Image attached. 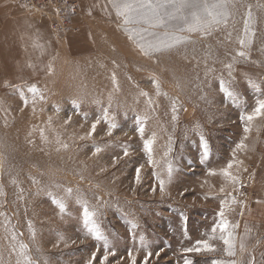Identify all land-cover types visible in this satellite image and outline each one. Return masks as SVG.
Returning a JSON list of instances; mask_svg holds the SVG:
<instances>
[{
	"label": "rangeland",
	"instance_id": "rangeland-1",
	"mask_svg": "<svg viewBox=\"0 0 264 264\" xmlns=\"http://www.w3.org/2000/svg\"><path fill=\"white\" fill-rule=\"evenodd\" d=\"M106 3L0 0V264H17L21 243L35 264H89L93 253L100 264L106 251V264H144L149 251L147 264H264V115L241 118L264 99V0H243L212 35L190 34L193 43L152 56L110 6L102 11ZM248 5L255 36L249 58L234 62ZM230 162L236 184L222 173ZM77 189L109 249L86 233ZM221 211L238 225L235 257L212 232ZM201 240L215 251H184Z\"/></svg>",
	"mask_w": 264,
	"mask_h": 264
},
{
	"label": "snow or ice",
	"instance_id": "snow-or-ice-1",
	"mask_svg": "<svg viewBox=\"0 0 264 264\" xmlns=\"http://www.w3.org/2000/svg\"><path fill=\"white\" fill-rule=\"evenodd\" d=\"M243 4V0H107V3L103 5L102 11L106 15H110L108 12V7L110 6L116 17L121 21L120 27L123 32L128 35L139 48L141 53L145 56H152L155 54L169 52L175 48L193 43L190 34L199 33L202 36H210L214 31L219 30L221 25L226 26L229 18L233 15V10L236 9L237 5ZM251 5L247 6L244 36L238 40V43L242 50L236 52V55L232 57L235 62L237 58H249L247 49L252 40L251 37L255 36L254 32L250 31V24L253 20V13L251 11ZM115 63V62H113ZM225 67L229 69V75H231V70L233 69V64H226ZM49 71H54V69L49 65ZM212 71V69H208ZM207 74V73H206ZM113 80H115V73L112 74ZM154 83L157 88V94L160 89V82L158 79L154 78ZM253 88H258L259 86L249 80L248 82ZM18 87V86H17ZM118 88V84H117ZM38 89L35 85L28 88V92L35 96L38 93ZM227 96L234 97L233 91L225 88ZM21 97L25 98V104H27V98L24 95L23 89H19ZM140 95L148 97L147 104L149 107L152 106L153 101L148 96V93L141 92ZM166 95V94H165ZM42 98V97H41ZM264 115V99L257 100V106L254 108L251 114L242 116L241 118L251 122L254 119ZM98 123V121H97ZM115 125H113L114 127ZM96 124H93L92 131L94 132ZM141 135L144 133V128L140 127L137 129ZM245 133L251 131L250 127L245 126ZM111 134V132H109ZM155 143L154 139L147 140L145 142V149L147 153L151 154L153 151V145ZM62 147L67 148V144H62ZM246 145L243 141L237 145V148H244ZM98 153L101 151L99 147L95 149ZM207 151V146L205 147ZM127 150L124 151V156H128ZM203 162V160L201 161ZM149 163H154L153 160L149 159ZM242 163V161H241ZM233 167L230 162L226 169L222 170L224 176L228 177L233 184L239 181V178L233 176L232 172L229 171ZM246 171V169H245ZM140 172L141 168L136 169V182L140 183ZM169 177H171L172 167H168ZM215 175V173H211ZM159 179V177H157ZM161 191L164 189V181L160 180ZM56 187H61L56 185ZM66 193L71 196L73 194V189H65ZM155 191V188H153ZM223 191V189H221ZM77 195L75 197L78 203L84 205L83 208V225L86 229V233L92 235L95 240L103 241L104 248L107 250L110 248L109 241L107 237L101 232L98 227L96 220L93 218L96 213L94 211H89L88 202L79 190H76ZM49 195H52L49 193ZM235 198H233V203H235ZM53 203H56L58 207L63 211L66 208V203L63 200L56 199L53 197ZM224 212L221 211L219 216L221 221L219 224L212 228V232L215 233L217 228L224 235H221L220 239L223 240L224 245H226V254L228 257H235L237 252V237L235 234V229L238 225H230L228 221L224 220ZM33 235L35 233L33 232ZM247 235V233L245 234ZM12 239H16V235H12ZM198 246L186 248L185 252L188 253H200V252H212L215 248L210 245L207 241L201 240L196 242ZM239 248L241 251H246V244L243 238L240 240ZM28 246L21 243L19 248H13V251L17 253L21 259L17 260V264H35L31 256L27 255ZM109 254L114 255V252H105L101 258L100 264H106ZM131 256V253H129ZM152 253L149 251L144 259V264H147L148 258L151 257ZM159 255V253H157ZM96 255L93 253L92 260L89 264H93ZM254 259V257L252 258ZM135 264V260H133ZM185 264H192L191 261H186ZM212 264H240L235 259L229 260H213ZM251 264V260L249 261Z\"/></svg>",
	"mask_w": 264,
	"mask_h": 264
},
{
	"label": "built area",
	"instance_id": "built-area-1",
	"mask_svg": "<svg viewBox=\"0 0 264 264\" xmlns=\"http://www.w3.org/2000/svg\"><path fill=\"white\" fill-rule=\"evenodd\" d=\"M37 2H46L47 0H36Z\"/></svg>",
	"mask_w": 264,
	"mask_h": 264
}]
</instances>
